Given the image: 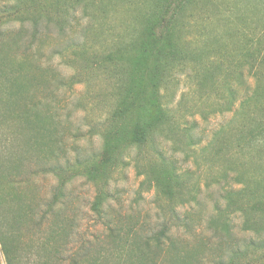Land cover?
<instances>
[{
	"label": "rangeland",
	"instance_id": "1",
	"mask_svg": "<svg viewBox=\"0 0 264 264\" xmlns=\"http://www.w3.org/2000/svg\"><path fill=\"white\" fill-rule=\"evenodd\" d=\"M11 174L15 264H264V0H0Z\"/></svg>",
	"mask_w": 264,
	"mask_h": 264
},
{
	"label": "trees",
	"instance_id": "2",
	"mask_svg": "<svg viewBox=\"0 0 264 264\" xmlns=\"http://www.w3.org/2000/svg\"><path fill=\"white\" fill-rule=\"evenodd\" d=\"M157 22H153L149 25L147 28V31L142 34V37L146 38H153L155 37V31L158 29L159 24L157 25ZM176 30L172 26H168L166 29L164 38L165 42L164 45H162V48L164 50H169L170 53H173V49L175 46V38H176ZM132 136V141L137 142L138 141V131H135V134ZM42 172H44L42 170ZM49 172V171H48ZM53 175H57L56 170L50 171ZM49 172V173H50ZM40 172H36L35 174H40ZM29 178V177H28ZM16 180L14 178V175L11 174L7 177L5 182H0V254L3 257L5 264H15V257L14 251H16V242L18 243L21 241V235H20V229L22 228V222L21 218L19 217L18 213L15 214L13 211H9L6 205H9L10 201L7 199V195L3 192L5 188H15ZM56 201L51 202V204L48 205V208L51 209L52 206L55 204ZM104 203V198L101 194H99L96 197V200L93 202L91 206V210L97 214H101V208ZM47 215L46 210L39 212V213H32V218L30 219V223L27 226L28 229L36 230V232H39L40 235L35 236V243L38 245H45L46 241L45 238L41 236V227L43 224V221ZM161 237H165L164 234H161ZM154 243L156 246H160V240L158 237L153 238ZM48 242H51L48 240ZM47 242V244H48ZM33 255H29L27 258L24 259L25 262L29 263L32 260Z\"/></svg>",
	"mask_w": 264,
	"mask_h": 264
}]
</instances>
